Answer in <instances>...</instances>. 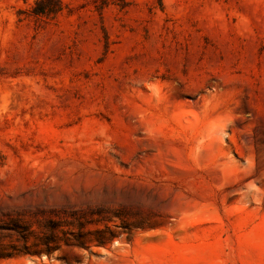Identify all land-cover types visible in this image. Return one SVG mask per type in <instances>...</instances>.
I'll use <instances>...</instances> for the list:
<instances>
[{
    "label": "rangeland",
    "instance_id": "1",
    "mask_svg": "<svg viewBox=\"0 0 264 264\" xmlns=\"http://www.w3.org/2000/svg\"><path fill=\"white\" fill-rule=\"evenodd\" d=\"M0 245L264 264V0H0Z\"/></svg>",
    "mask_w": 264,
    "mask_h": 264
},
{
    "label": "trees",
    "instance_id": "2",
    "mask_svg": "<svg viewBox=\"0 0 264 264\" xmlns=\"http://www.w3.org/2000/svg\"><path fill=\"white\" fill-rule=\"evenodd\" d=\"M37 13L39 12V13H41L42 11H44V10H41V9H38V10H35ZM10 254V252H6V251H4L3 249H2V247H1V245H0V257L1 256H5V255H9Z\"/></svg>",
    "mask_w": 264,
    "mask_h": 264
}]
</instances>
